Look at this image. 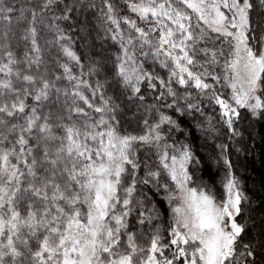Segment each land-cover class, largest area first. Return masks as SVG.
I'll return each mask as SVG.
<instances>
[{
    "label": "snow or ice",
    "instance_id": "obj_1",
    "mask_svg": "<svg viewBox=\"0 0 264 264\" xmlns=\"http://www.w3.org/2000/svg\"><path fill=\"white\" fill-rule=\"evenodd\" d=\"M258 138L264 0H0V264H264Z\"/></svg>",
    "mask_w": 264,
    "mask_h": 264
},
{
    "label": "trees",
    "instance_id": "obj_2",
    "mask_svg": "<svg viewBox=\"0 0 264 264\" xmlns=\"http://www.w3.org/2000/svg\"><path fill=\"white\" fill-rule=\"evenodd\" d=\"M193 132L194 135L198 136L195 130ZM238 175L245 180H249V182L250 178L258 182L264 178V142H261L259 138L256 141V146L252 150V154L240 156Z\"/></svg>",
    "mask_w": 264,
    "mask_h": 264
}]
</instances>
